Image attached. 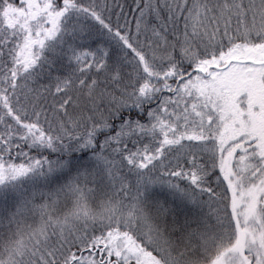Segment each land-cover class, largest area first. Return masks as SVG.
Returning <instances> with one entry per match:
<instances>
[{
    "label": "snow or ice",
    "instance_id": "6c2138e0",
    "mask_svg": "<svg viewBox=\"0 0 264 264\" xmlns=\"http://www.w3.org/2000/svg\"><path fill=\"white\" fill-rule=\"evenodd\" d=\"M0 264H264V0H0Z\"/></svg>",
    "mask_w": 264,
    "mask_h": 264
}]
</instances>
